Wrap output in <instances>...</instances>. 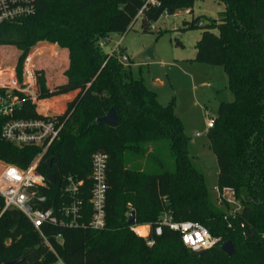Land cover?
Here are the masks:
<instances>
[{"label":"trees","instance_id":"obj_1","mask_svg":"<svg viewBox=\"0 0 264 264\" xmlns=\"http://www.w3.org/2000/svg\"><path fill=\"white\" fill-rule=\"evenodd\" d=\"M216 1L225 4L218 18L201 16L185 24L203 30L195 61L223 67L228 78L232 99L220 103L208 139L218 163L217 188L233 189L241 210L231 216V206L211 198L175 101L161 104L142 79L129 75L130 65L102 50L107 37L124 35L139 18L142 31L152 32L165 14L192 13L196 0H38L35 15L0 25V53L15 48L22 77L34 44L57 45L56 56L38 57L52 58L53 69L37 67L40 103L54 105L55 118L64 123L39 166L45 176H56L42 207L57 213L68 201L62 193L65 179L74 176L84 181L83 210L78 226L47 223L40 230L19 209L7 210L0 217V264L18 258H23L20 264H54L58 257L65 264H264V0ZM59 77L65 81H56ZM22 107L19 117L45 118V107L28 100ZM112 107L118 125L98 124ZM165 148L168 161L159 154ZM39 151L7 142L0 128V160L27 167ZM95 153L107 155L102 229L89 226ZM132 211L135 225H150L149 236L129 225ZM166 211L176 221L200 222L218 243L200 254L167 226L156 235ZM150 239L153 246L147 244ZM226 241L235 247L232 256L221 247Z\"/></svg>","mask_w":264,"mask_h":264},{"label":"built area","instance_id":"obj_2","mask_svg":"<svg viewBox=\"0 0 264 264\" xmlns=\"http://www.w3.org/2000/svg\"><path fill=\"white\" fill-rule=\"evenodd\" d=\"M38 11V0H0V25L16 22L29 18ZM168 15V14H165ZM140 14L138 15V17ZM202 25V22L199 23ZM152 29L157 28L152 25ZM112 36L107 37L102 43L105 44ZM121 42L110 52L112 56H118L123 64L130 62L129 56L121 52ZM42 55L39 54L38 57ZM51 55V54H50ZM54 56V55H53ZM37 57V58H38ZM35 104L39 99V88L37 80L36 61L26 69L22 78L10 77L9 80L0 82V128L1 137L17 147H38L39 153L27 167L7 163L0 160V198L3 207L0 210V217L9 209H19L40 230L44 224L61 226H78L83 210L84 181L74 176L65 179L63 195L68 198L67 202L60 205L58 212L53 208H43L49 200L47 192L49 181L47 176L39 171V166L46 158L49 148L59 137L63 130L64 123L60 124L54 116L44 111L45 118H23L19 113L23 109L25 101ZM215 120L209 119L207 128L214 127ZM107 155L95 153L92 157V180L89 202L92 205V216L89 226L93 229H102L106 224V202H107ZM45 191V192H44ZM219 203H227L231 206L229 215L235 216L241 210V205L235 198V191L231 188H224L219 192ZM60 214V215H59ZM65 216V218H64ZM164 226L180 233L182 242L193 251L199 252L214 247L218 240L213 237L209 229L200 222L187 220L176 221L170 212L162 213L155 227V234L161 235ZM150 234V226L147 235ZM61 240V235L57 236ZM47 245L53 250L48 239L43 235ZM154 239L147 241L153 246ZM54 264H65L58 257Z\"/></svg>","mask_w":264,"mask_h":264},{"label":"rangeland","instance_id":"obj_3","mask_svg":"<svg viewBox=\"0 0 264 264\" xmlns=\"http://www.w3.org/2000/svg\"><path fill=\"white\" fill-rule=\"evenodd\" d=\"M224 9L225 4L216 0H196L194 13L180 11L175 15H163L153 24L158 30L152 29V32L142 31V21L139 18L134 28L124 34L122 42L124 51L132 60L124 64L130 65L129 75L134 79H142L149 89L157 93L161 104L168 105L175 101V111L191 140L193 159L203 170L207 188L215 202L219 200L218 163L210 147L207 123L209 119L215 120L218 117L220 103L231 101L232 94L223 67L190 61L196 54L195 45L200 40L203 30L188 29L185 22H191L193 18L201 16L218 18L219 12ZM213 31L218 33L217 29ZM121 36L119 33L113 34L110 41L102 44L103 52L110 53L117 46V40ZM181 43L184 47L180 45ZM147 44H151L159 51L160 57L157 60L139 58L138 50ZM57 48L56 44L44 40L34 44L24 61L21 75L35 61L37 67L53 69L52 58L37 57L39 54L56 56ZM16 54L18 53L15 48H1L0 82L9 80L10 77L22 78L16 66ZM168 62H171V65L167 64ZM47 73L50 74L48 78H51L52 74ZM55 80L64 82L65 78L59 77ZM53 83L55 82L51 84ZM42 101L40 100L37 106L47 108L45 110L50 116L56 115L54 105L42 106L40 103ZM56 106L60 107L61 101ZM159 154L167 161L171 157L170 151L166 148ZM149 226L133 225L132 229L136 234L146 236L144 233Z\"/></svg>","mask_w":264,"mask_h":264},{"label":"water","instance_id":"obj_4","mask_svg":"<svg viewBox=\"0 0 264 264\" xmlns=\"http://www.w3.org/2000/svg\"><path fill=\"white\" fill-rule=\"evenodd\" d=\"M139 58L141 59H145V60H153L155 59L154 56V48L153 47H149L147 49H145V51L139 55ZM98 124L102 125H108L111 127H115L118 125L119 123V115L116 111V109L114 107H112L108 113L97 119ZM49 162H52V159H49ZM47 179L50 183H55L56 181V176L54 174L48 175ZM128 223L129 225H135L136 224V212L132 211L129 218H128ZM222 249L223 251H225L228 255L232 256L235 252V247L233 245V243L231 241H226L222 244ZM206 250H201L198 253H203ZM23 261V258H18L12 261H8L5 264H20Z\"/></svg>","mask_w":264,"mask_h":264},{"label":"crops","instance_id":"obj_5","mask_svg":"<svg viewBox=\"0 0 264 264\" xmlns=\"http://www.w3.org/2000/svg\"><path fill=\"white\" fill-rule=\"evenodd\" d=\"M188 11V10H187ZM187 11H185L186 13H187ZM189 12V11H188ZM192 13H194V9H193V12ZM192 13H187V14H192ZM137 22V21H136ZM136 22H135V24H136ZM135 24H134V26H135ZM134 26H133V28H134ZM158 30V29H157ZM130 31V30H129ZM159 32V31H158ZM123 37H124V35H122L121 36V38H119L118 40H117V43L120 41L121 42V44H120V49H121V51H123V53L124 54H126L127 56H129L125 51H124V49H123V47H122V42H123ZM180 45H182L183 47H184V45L181 43ZM149 47H152L151 46V44H147V45H144L142 48H140L139 50H138V55H140V54H142L144 51H145V49H147V48H149ZM154 56H155V59H153V60H157L159 57H160V55H159V51L156 49H154ZM195 56H196V54H195ZM195 56H194V58H192V59H190V61L192 60V61H195ZM130 58V57H129ZM130 61H132L131 60V58H130ZM197 62V61H196ZM164 63V62H163ZM171 62H168L167 64H169V65H171L170 64ZM201 63V62H200ZM164 64H166V63H164ZM209 65V64H208ZM192 66V65H191ZM199 69H201V68H199ZM225 72V71H224ZM66 97H68L69 98V95L68 96H66ZM222 102H224V101H222ZM209 130V129H208ZM147 231L148 230H146L145 231V233L144 234H147Z\"/></svg>","mask_w":264,"mask_h":264}]
</instances>
